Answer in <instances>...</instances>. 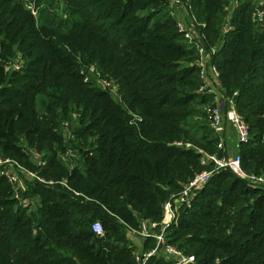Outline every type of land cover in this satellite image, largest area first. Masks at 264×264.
<instances>
[{
    "label": "trees",
    "instance_id": "1",
    "mask_svg": "<svg viewBox=\"0 0 264 264\" xmlns=\"http://www.w3.org/2000/svg\"><path fill=\"white\" fill-rule=\"evenodd\" d=\"M191 2L218 46L213 62L225 95L238 92L237 109L250 126V143L239 147L243 165L262 173L264 23L254 20L253 0H240L224 34L230 0ZM16 55L23 65L8 72ZM198 57L168 0H67L64 8L58 0H0V156L69 183L31 182L17 199L0 177V264H137L128 226L160 221L164 203L212 169L200 152L176 142L219 150L204 110L214 97L199 92ZM90 65L118 85L121 102L95 79L84 80L81 69ZM131 112L142 120L131 124ZM26 146L42 154L44 167ZM68 151L79 157L71 164ZM33 196L37 210L25 201ZM95 221L103 235L93 231ZM166 237L194 254V264H264V188L217 171ZM144 240L142 250L156 246ZM146 264L172 261L159 254Z\"/></svg>",
    "mask_w": 264,
    "mask_h": 264
},
{
    "label": "built area",
    "instance_id": "2",
    "mask_svg": "<svg viewBox=\"0 0 264 264\" xmlns=\"http://www.w3.org/2000/svg\"><path fill=\"white\" fill-rule=\"evenodd\" d=\"M240 6V0H230L226 7L227 16L223 25V33L226 34L230 29L231 19L236 9ZM31 13L37 17L38 8L34 1L28 3ZM253 17L258 24L264 23V0H260L254 6ZM168 12L176 19L178 32L190 47L195 48L198 52L196 64L200 68V78L203 80L199 92L210 94L214 97L213 102L205 106L209 116L210 127L219 135L218 151L207 152L196 147L191 142H176V145L185 146L186 148H194L202 155V162L210 164L211 170H204L197 173L188 183L183 184L181 191L172 195L163 205V217L160 221L148 218H140L137 228L128 226L127 233L133 241L134 238L156 240V246L148 251L140 250L135 253L137 264H146L152 256L163 255L166 259L172 261V264H194L196 256L188 254L183 249L167 241L166 231L176 223L180 214V209L190 208L197 193L202 190L211 179L212 175L222 169H228L237 175L240 179L246 181L249 186L256 188H264V172L256 173L248 171L243 165V157L239 147L248 144L252 135L248 122L240 114L236 105V95H225V88L221 82V72L218 66L213 62L214 56L218 52V46L209 42L207 34V24L201 22L195 12L194 5L191 0H168ZM22 67V61L14 65L13 70H19ZM10 72V68H6ZM81 74L86 82L91 78L95 79L103 89L111 92L112 96L119 102L122 98L119 94L118 85L105 79L94 65L84 66ZM132 113V112H131ZM133 118L131 124H137L142 117L136 113H132ZM231 123L238 137V150L234 154H230L227 148L228 129L227 125ZM67 128V127H66ZM262 146L264 147V134L262 137ZM221 152V153H220ZM32 160L39 168L46 165L41 153H35ZM21 174L26 175L32 182H40L52 186L60 184L69 188L67 178L61 180L47 179L42 176L39 171H33L25 167L19 161L6 157L0 159V177H6L14 186V197L20 199V193L23 189ZM92 229L99 235L105 233V229L101 221H95Z\"/></svg>",
    "mask_w": 264,
    "mask_h": 264
},
{
    "label": "rangeland",
    "instance_id": "3",
    "mask_svg": "<svg viewBox=\"0 0 264 264\" xmlns=\"http://www.w3.org/2000/svg\"><path fill=\"white\" fill-rule=\"evenodd\" d=\"M59 2H60V6H61V8H64V7H66V4H67V0H58ZM260 2V0H253V5L255 6L256 4H258ZM227 6H228V4H227ZM19 60H20V55H16V57L15 58H13L12 59V61L11 62H7L6 63V68H10V70L12 71L13 70V68H14V65H16V64H18L19 63ZM22 65H23V63H22ZM109 81H111V80H109ZM96 83V85H98L99 87H101L102 88V85H100L97 81L95 82ZM111 93V92H110ZM205 108V107H204ZM205 110V112H206V109H204ZM207 113V112H206ZM67 125V128L65 129V132H64V134H65V136L67 137V138H73V136H70V133H69V130L71 129V127H70V124H69V126H68V124H66ZM227 129H228V137H227V146L229 147V145L230 146H237L238 147V137H237V134H236V130L234 129V126L231 124V123H228V125H227ZM25 143H26V141H25ZM27 144V143H26ZM193 145H195V146H197L198 145V143L196 144H194V143H192ZM26 152L29 154V157L32 159L33 158V156H35V153H39L37 150H35L34 148H32V147H28V146H26ZM73 156V158L74 159H78L79 157H78V155L74 152V151H68L67 152V155H65V156H63L64 157V160H65V164H71V161L69 160V158L70 157H72ZM2 158H5L4 156H0V159H2ZM21 179H22V186H23V191H25V190H29L31 187H30V185H31V180H30V178H28L26 175H24V174H21ZM26 202H30L31 203V209L30 210H37L38 209V207H39V203H40V200H39V198L37 197V196H33V197H29V198H27L26 200H25ZM138 237H136V238H134V239H137ZM138 239H142V238H138ZM145 240L144 239H142V242H144ZM136 249H135V251H134V254L137 252V251H140V250H142V248L141 247H139L138 245H137V243H136Z\"/></svg>",
    "mask_w": 264,
    "mask_h": 264
},
{
    "label": "crops",
    "instance_id": "4",
    "mask_svg": "<svg viewBox=\"0 0 264 264\" xmlns=\"http://www.w3.org/2000/svg\"><path fill=\"white\" fill-rule=\"evenodd\" d=\"M235 129V128H234ZM227 148H228V151H229V153L230 154H234L235 152H237V150H238V147L237 146H230L229 145V147L227 146ZM134 241H136L135 242V244L137 243V245L139 246V247H141V245H143V242H142V239H135Z\"/></svg>",
    "mask_w": 264,
    "mask_h": 264
}]
</instances>
